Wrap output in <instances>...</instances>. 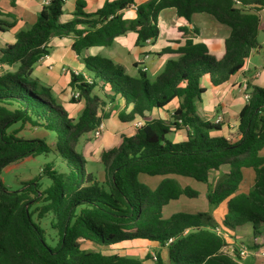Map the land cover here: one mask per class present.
Returning <instances> with one entry per match:
<instances>
[{
  "label": "trees",
  "instance_id": "1",
  "mask_svg": "<svg viewBox=\"0 0 264 264\" xmlns=\"http://www.w3.org/2000/svg\"><path fill=\"white\" fill-rule=\"evenodd\" d=\"M134 0L105 2L93 14L76 4L72 20L61 23V0H51L42 7L35 23L16 34L15 41L0 49V174L39 155L54 151L64 163V172L53 170L51 163L43 167L50 185L40 191L38 179L23 183L17 191L9 190L0 177V264H145L153 261L147 254L142 260L105 255L81 248L84 242L110 247L127 241L154 242L167 248V261L156 254L153 264H240L239 255L225 252L226 241L216 232L206 213L194 215L174 213L163 219V208L184 196L195 198L197 192L182 188L174 177L194 180L208 187L206 200L217 207L226 201L222 225L236 229L252 225L253 237L264 233V89L253 88L248 103L238 116L235 142L219 134V126L203 121L195 104L205 91L203 79L219 86L240 71L256 50L264 53L258 34L264 33V0H149L136 7L135 19L125 21L120 11ZM168 8L176 11L184 26L177 29L184 44L168 60L161 73L149 81L143 72L136 77L125 75L121 67L109 60L84 58L91 76L71 75L70 88L79 94L84 108L76 120L51 97L49 89L32 77L34 65L48 54L45 48L51 37L73 36L76 56L89 47H108L116 37L132 31L136 45L154 42L160 32L158 14ZM196 13L212 16L227 26L230 34L211 52L194 43L196 29H189ZM5 24L0 21V31ZM17 68L13 72L3 67ZM98 88L102 98L93 95ZM178 99L172 123L165 124L146 116L153 110ZM124 102L118 114L121 122L140 117L144 124L131 137H121L118 144L102 152L105 169L101 182L86 172L84 162L74 151L78 138L92 132L107 117V103ZM180 121V122H178ZM21 123L55 134V142L47 145L39 139L17 138L7 129ZM184 128L187 138L172 143L170 130ZM225 163L224 178L213 189L210 175ZM253 172V184L247 193H237L243 180L242 171ZM159 177L153 189L138 181V176ZM41 202L39 207H31ZM52 215L49 227L57 240L51 244L39 221ZM36 215L37 221L33 218ZM261 228L263 233L261 232ZM221 231L226 232L221 228ZM169 239H172L166 246Z\"/></svg>",
  "mask_w": 264,
  "mask_h": 264
},
{
  "label": "crops",
  "instance_id": "2",
  "mask_svg": "<svg viewBox=\"0 0 264 264\" xmlns=\"http://www.w3.org/2000/svg\"><path fill=\"white\" fill-rule=\"evenodd\" d=\"M113 1L117 0H65L62 4L59 20L61 23L72 20L76 11V4L79 2L82 3L83 13L93 14L105 2ZM147 1L149 0H134L133 7L120 11L122 19L125 21L134 20L136 7ZM43 6V0H0V21L5 24L4 30L0 31V49L12 44L17 33L30 29ZM157 21L162 29L154 42L147 41L143 45L137 46L136 34L128 31L116 37L110 46L89 47L83 50L79 56H76L72 50L73 36L51 37L45 45L48 54L34 65L31 75L41 85L49 89L52 99L65 110L68 117L76 120L84 108V102L82 100L76 101L71 97L72 89L69 84L73 72L81 76H91L85 68L84 58L109 60L113 65L121 67L125 75L129 77H136L139 72H143L149 81H153L161 73L168 60L178 57L176 54H166L164 50L167 48L177 50L184 44L177 32L179 27L184 26L183 21L177 18L173 8L162 10L158 14ZM188 28L198 31V36L193 40L194 43L205 45L211 52L217 51L221 41L230 34V29L227 26L218 23L212 16L205 13L193 14ZM262 34L264 33L260 32L257 37L261 45L264 43V37L259 40ZM16 68L17 65L3 67L2 70L13 72ZM202 84L205 91L202 93L200 101L195 104L197 115L203 121L219 126V130L212 132L213 134H219L231 142L237 141L239 139L237 132L238 116L246 105L243 95L246 92L251 93L255 87L264 89L263 51L261 49L254 51L245 61L242 69L223 84L212 86L208 78L203 79ZM179 102L178 99H174L163 108L147 113L146 116L169 125L173 121L172 114ZM103 110L107 113V117L102 121L104 129L96 144L99 152L115 147L123 136H133L135 133L134 122L140 118L137 117L130 122H121L118 119V114L123 110L125 113L130 110V107L125 109L122 100H119L116 105L107 103ZM218 118H221V121L216 123ZM169 134L173 135L172 139L167 138L169 141L179 143L186 140L188 132L184 128H180L178 130L171 129ZM22 139L24 138L22 137ZM23 163L25 162L17 166ZM242 174L243 180L238 186L237 193H247L253 184V172L251 170L245 169ZM245 177H247L246 180ZM149 179L150 177L143 178V181L150 185ZM174 179L182 188L190 187L198 193L197 197L203 199L202 213L210 216L211 222L215 224L216 232L218 233L221 228L226 231L221 234L227 244L224 248L225 252L236 255H239L240 252L243 253V255H239L238 262L240 264H264V233L262 228L263 234L256 238L253 237L250 223L236 229L225 228L222 225V219L227 211L226 201L217 207L209 206L206 200L208 190L206 184L205 187L201 186L199 189L188 179L176 177ZM160 180L152 184V187L155 188ZM186 199L190 200L182 196L169 202L163 209L171 207L168 211L169 215L179 210L195 211V209H191V204L189 205ZM196 212L201 213L200 211ZM123 243L139 245L142 250L141 253L131 252L121 254V256L142 260L147 254L152 255L155 252L162 261H167V248H161L154 242L133 240L119 244ZM145 264H153V262L146 261Z\"/></svg>",
  "mask_w": 264,
  "mask_h": 264
},
{
  "label": "rangeland",
  "instance_id": "3",
  "mask_svg": "<svg viewBox=\"0 0 264 264\" xmlns=\"http://www.w3.org/2000/svg\"><path fill=\"white\" fill-rule=\"evenodd\" d=\"M258 15L260 16L261 19H263L264 18V11L263 10L259 11ZM3 30H4V28H3ZM263 37H264V34H262L260 36L259 40H262ZM74 92H77V91L72 90L71 97L73 96ZM93 95H96V96H99L100 98H102V94L98 88H95L93 90ZM74 100L77 101L78 99H74ZM111 108H113V107H111ZM14 130H18L16 132V135H15L17 138L23 137L24 139H28V140L29 139H39V140H43L47 145L52 144L56 141L55 140V134L53 132H46L40 128L31 127L29 124H24L21 126V123H17L15 125L10 126L7 129V132L10 133ZM93 131L82 134L78 138L77 142L75 143L74 151L76 152V154H78L81 157L82 161L84 162L85 171L92 173L95 176V178H97V180L102 182L104 180V176H105V169H104V166L100 160L101 154H102V152L108 151L109 149L103 150L101 152H99V150H97L96 144H97L100 137H98V138L93 137ZM172 136H173L172 134H169L167 136V138L172 139ZM263 152H264V150H263ZM262 154L264 155V153H262ZM50 163H51V167L53 170H56L58 172H64L65 171L63 160L54 151H52L51 153H49L47 155L36 156L32 160L25 162V163L17 166L16 168L6 167L2 170L0 177L3 181V184L11 191L20 190L23 187V183L30 181V180H33V179L39 180L40 191H43L45 188H47L50 185V180L43 174L42 169L45 165L50 164ZM228 165H229L228 163H225L219 170L211 173V175H210V188L211 189H213L219 182H221L223 180L225 172L228 169ZM143 178H149V177L140 175V176H138V181L140 183L146 185L150 189H153L152 184H154L155 182H157L161 179L159 177H154V178L150 177V179H149V184L151 185L150 186L143 181ZM176 178L181 179V177H176ZM184 179H187V178H184ZM246 179H247V177H245V180ZM188 180L193 182V185L197 186L199 189L201 188V186L205 187L204 186L205 184L197 183L191 179H188ZM189 199H190L189 201H188V199H186V200H187V202H189V205L191 204V206H190L191 209H195V211L186 212L183 210H179L178 212L191 214V215L199 213L196 211H200L202 213L201 209H202L203 199H201V197H197V196L195 198H189ZM40 205H41V202L33 205L31 207V210L35 207H39ZM170 209H171V207L163 209V211H162L163 219H167L172 215V214L171 215L168 214V211ZM178 212H175V213H178ZM33 218L35 219V221H37L36 215H34ZM51 220H52V215L51 214L46 215L45 218H43L42 220L39 221V225L41 228H43L45 230V233L47 234L48 241L51 244H53L57 240V235H56V232L53 231L49 227V223ZM218 233L224 234V231L220 230V231H218ZM81 248L83 250H87V251H98V252L105 254V255H112V254H120L121 255V254H126V253H131V252L141 253V250H142L139 245H130V244L126 245L124 243L113 245L110 247H102V246H98L96 244H93L91 242H84L81 244ZM153 255H156V253L154 252V254H152L151 256H153ZM152 262H154V261H152Z\"/></svg>",
  "mask_w": 264,
  "mask_h": 264
},
{
  "label": "built area",
  "instance_id": "4",
  "mask_svg": "<svg viewBox=\"0 0 264 264\" xmlns=\"http://www.w3.org/2000/svg\"><path fill=\"white\" fill-rule=\"evenodd\" d=\"M50 1H51V0H43V5H44V6H45V5H48V4L50 3ZM64 1H65V0H61L62 3H63ZM131 7H133V5H132ZM45 56H46V55H45ZM45 56H44V57H45ZM144 70H145V69H144ZM72 74H74L75 76L78 75L76 72H73ZM84 77H85V76H84ZM250 94H251V93L246 92V93L243 95V99H244L245 103H248V101H249V99H250ZM72 97H73L74 99H78V97H79L78 92H74ZM220 121H221V118H218L217 121H216V123H219ZM178 122H180V121H178ZM143 124H144L143 120H142L141 118H138V119L134 122V128H135V130L138 129V128H140V127H142ZM103 129H104V125H103V122H101V123L95 128V130L93 131V137H95V138L100 137L101 134H102ZM171 241H172V239H169L168 242H167L165 245L167 246L168 243H170ZM239 255H243V253L240 252ZM152 259H153V261H156V256L153 255V256H152Z\"/></svg>",
  "mask_w": 264,
  "mask_h": 264
}]
</instances>
